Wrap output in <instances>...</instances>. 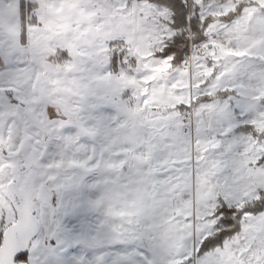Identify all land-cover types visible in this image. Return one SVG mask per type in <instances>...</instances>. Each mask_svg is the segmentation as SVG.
Listing matches in <instances>:
<instances>
[{
    "label": "snow or ice",
    "instance_id": "snow-or-ice-1",
    "mask_svg": "<svg viewBox=\"0 0 264 264\" xmlns=\"http://www.w3.org/2000/svg\"><path fill=\"white\" fill-rule=\"evenodd\" d=\"M0 264H264V0H0Z\"/></svg>",
    "mask_w": 264,
    "mask_h": 264
}]
</instances>
